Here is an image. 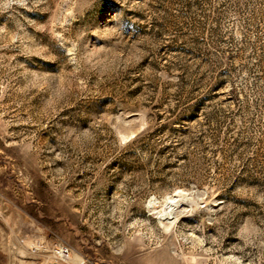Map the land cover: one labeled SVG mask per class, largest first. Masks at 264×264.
Returning a JSON list of instances; mask_svg holds the SVG:
<instances>
[{"label": "rangeland", "instance_id": "rangeland-1", "mask_svg": "<svg viewBox=\"0 0 264 264\" xmlns=\"http://www.w3.org/2000/svg\"><path fill=\"white\" fill-rule=\"evenodd\" d=\"M58 241L264 264V0H0V264Z\"/></svg>", "mask_w": 264, "mask_h": 264}, {"label": "built area", "instance_id": "built-area-1", "mask_svg": "<svg viewBox=\"0 0 264 264\" xmlns=\"http://www.w3.org/2000/svg\"><path fill=\"white\" fill-rule=\"evenodd\" d=\"M49 254L48 264H70L74 251L68 243L58 241L54 243Z\"/></svg>", "mask_w": 264, "mask_h": 264}, {"label": "bare ground", "instance_id": "bare-ground-1", "mask_svg": "<svg viewBox=\"0 0 264 264\" xmlns=\"http://www.w3.org/2000/svg\"><path fill=\"white\" fill-rule=\"evenodd\" d=\"M180 196H181V192H176L171 196H169V198L166 201V204L163 206V208H161L157 212L160 215V217L166 218L170 214L175 213V211L180 208V199H179ZM49 259H50V254H49Z\"/></svg>", "mask_w": 264, "mask_h": 264}]
</instances>
